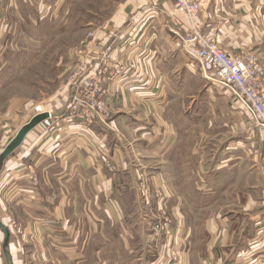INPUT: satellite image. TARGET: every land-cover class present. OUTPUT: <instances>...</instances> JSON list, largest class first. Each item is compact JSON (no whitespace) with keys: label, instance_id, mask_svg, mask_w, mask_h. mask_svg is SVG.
<instances>
[{"label":"crops","instance_id":"obj_1","mask_svg":"<svg viewBox=\"0 0 264 264\" xmlns=\"http://www.w3.org/2000/svg\"><path fill=\"white\" fill-rule=\"evenodd\" d=\"M43 7V0H0V22L13 17L26 22V14L38 22L43 19ZM174 12L175 0H129L112 25L99 33L97 52L112 45L119 50L122 64L129 67L122 85L105 83L113 110L110 129H104L103 117L94 129L66 119L67 103L77 93L75 85L65 105L45 109L50 119L0 163V222L10 232L5 247L0 229V264L149 263L143 231L129 220L136 206L121 204L134 193L125 185L114 188L113 183L135 179L130 170L136 163L126 157L128 138L134 139L133 154L140 142L155 150L154 136L161 131L170 138L197 131L173 129L162 118L163 105L195 102L204 88L183 42L174 34L185 36L188 30L186 21ZM263 13L264 0H205L201 20L207 34L217 33L223 39L228 53L249 50L258 54L264 71ZM11 82L0 75V96ZM20 110L21 104H13L11 99L0 106L4 130L0 155L32 119L23 120ZM150 120H161L164 129H157ZM257 168L264 182V155ZM259 192L257 201H252L251 193L242 218L208 223L206 229L212 237L208 248L185 255L182 264H264V187ZM9 214L16 215L23 228L21 237L14 236ZM241 223L243 227L236 225Z\"/></svg>","mask_w":264,"mask_h":264},{"label":"rangeland","instance_id":"obj_2","mask_svg":"<svg viewBox=\"0 0 264 264\" xmlns=\"http://www.w3.org/2000/svg\"><path fill=\"white\" fill-rule=\"evenodd\" d=\"M127 1L43 0V19L38 18V22L30 20L27 14L26 22L15 17L0 22V75L12 81L0 96V106L9 99L13 104H21V115L27 121L45 113V109L65 105L70 88L74 84L79 86L83 80V56L79 52L84 50L88 34L95 32L99 36L105 31ZM174 13L187 20L176 8V1ZM195 64L194 73L204 83L197 101L171 102L163 105L165 109L161 112L173 129L197 131L171 138L161 131L154 136L155 150L140 142V148L133 154L130 146L134 139L128 138L126 157L130 163L132 159L136 163L130 170L135 179L113 183L114 188L125 185L134 193L133 198L123 199L121 204L129 208L132 204L136 206L129 220L133 225H140L141 237L148 242V264H182L185 255L204 252L208 239L212 238L207 224L226 219L232 222L234 216L236 221L242 218L251 193L254 194L252 201L260 200L259 191L264 187L263 176L257 172V166L263 163L257 127L242 110L234 107L227 90L207 81ZM105 83L106 110L101 116L107 124L104 129H110L113 110L107 102L111 93ZM75 96L76 92L67 103L66 119L94 129L101 116L87 126L80 119H69ZM150 123L159 130L164 129L161 120H150ZM2 128L0 125V139L4 133ZM164 137L169 139L165 141ZM108 166L113 169L111 164ZM114 198L122 201L118 196ZM9 220L16 221L18 227L13 228V233L21 237L24 230L16 215H11ZM236 225L243 227L242 223ZM234 227L232 224L231 229Z\"/></svg>","mask_w":264,"mask_h":264},{"label":"built area","instance_id":"obj_3","mask_svg":"<svg viewBox=\"0 0 264 264\" xmlns=\"http://www.w3.org/2000/svg\"><path fill=\"white\" fill-rule=\"evenodd\" d=\"M176 8L186 16L188 27L185 36L174 33L182 42L185 52L203 77L216 86L225 88L236 109L242 110L257 127L264 155V71L261 58L249 50L230 54L223 48V39L217 34H207L201 20L204 0H175ZM83 56V80L77 86L69 119L82 120V125H92L105 109L104 98L107 80L113 86L122 85L129 72L118 57L119 50L112 45L98 53V34L90 32ZM85 73V74H84ZM84 74V75H83ZM123 81V82H121ZM102 113V114H101ZM102 117V116H101ZM10 227L17 228L15 220Z\"/></svg>","mask_w":264,"mask_h":264},{"label":"water","instance_id":"obj_4","mask_svg":"<svg viewBox=\"0 0 264 264\" xmlns=\"http://www.w3.org/2000/svg\"><path fill=\"white\" fill-rule=\"evenodd\" d=\"M51 114L49 112L37 114L34 116L29 123L24 125L15 138L8 144L0 155V163H3L8 157H10L25 141L27 135L32 132L35 128L40 126L45 121L49 120ZM0 229L5 235V247L8 246L10 240V232L6 226L0 222Z\"/></svg>","mask_w":264,"mask_h":264}]
</instances>
